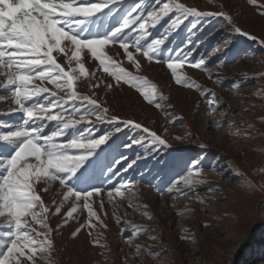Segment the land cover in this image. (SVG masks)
<instances>
[{"label":"snow or ice","instance_id":"snow-or-ice-1","mask_svg":"<svg viewBox=\"0 0 264 264\" xmlns=\"http://www.w3.org/2000/svg\"><path fill=\"white\" fill-rule=\"evenodd\" d=\"M247 3L264 17V3ZM214 20L219 27L212 24ZM181 32L180 44L170 46L176 44L170 36H180ZM235 36L257 45L249 48L252 54L264 52V37L244 30L228 12L199 11L181 0H0V102L9 103L0 115L20 114L16 121H0V264H55L54 234H60L71 220L79 224L72 238L87 230L92 245L103 250L105 264H112L108 259L111 250L101 242L103 233L93 235L98 226L107 228L93 207L95 204L102 211L105 203L113 204L122 242L133 250L129 256L134 264H144L142 253L149 258L166 254L163 247L154 250L152 245L133 243L156 229L123 220L116 214L119 205L114 203L115 198L123 200L126 192H132V181L125 176L130 170L136 172L138 162L143 161L147 175L165 184L174 198L191 193L196 201L206 203L198 188L208 183L203 171L207 145L199 143L196 151L189 145L199 137L191 132L170 136L165 127L158 134L142 123L111 114L104 106L106 102L98 101L92 91L103 80L86 67V61L97 62L96 70L111 77L115 86L123 83L135 89L171 125L177 117L170 96L146 77L126 70L107 49L118 45L136 70L141 68L136 53L149 62L166 64L176 85L205 98L206 114L213 116V125L220 129L227 112L219 110L221 119L214 114L222 98L181 69L188 65L207 72L219 85L226 77L219 71L213 73L210 61L221 67L220 54L235 46ZM210 41H215L210 50L198 52ZM213 56L217 57L215 61ZM260 77L264 72L256 76L245 73L231 86H246L248 80ZM81 81L88 83L91 94L77 90ZM104 86L109 90L114 87L112 83ZM255 95L264 98L261 92ZM195 107L198 109L199 103ZM261 120L264 122V118ZM245 124L247 129L254 127L245 121L239 125L228 122L230 129H237L229 134L248 138L250 132L238 130ZM134 146L135 156L129 158L123 149ZM233 171L251 186L238 168ZM54 185L58 191L46 203L42 194L50 193ZM206 191L216 193L219 189L210 187ZM104 192L106 200L101 195ZM128 206L154 219L143 210L147 205L129 202ZM85 210L87 217L80 223L79 216ZM52 217L60 218L55 228L50 223ZM147 239L157 241L159 237L150 235ZM192 243L197 241L193 239ZM122 260L128 264L127 257Z\"/></svg>","mask_w":264,"mask_h":264},{"label":"rangeland","instance_id":"rangeland-1","mask_svg":"<svg viewBox=\"0 0 264 264\" xmlns=\"http://www.w3.org/2000/svg\"><path fill=\"white\" fill-rule=\"evenodd\" d=\"M181 2L196 7L199 11H226L244 30L264 37V17H260L255 8L248 5L247 0H181ZM259 2L264 3V0ZM220 5L223 6L222 9ZM212 24L219 27L217 20L212 21ZM183 35L181 32L180 36L176 34L170 36V40L176 41L175 45L170 46L179 45ZM233 42L235 45L233 48L220 54L223 61L221 67L217 68L210 61L213 73L219 71L226 77L219 85L215 79H209L207 72L192 69L188 65L181 69L204 87L212 88L218 97L222 98L217 102L218 111L214 114L216 119H221L219 110L227 112V116L222 120L223 127L220 129L213 125V116L206 114L208 105L205 98L200 97L195 90L176 85L166 64L149 62L136 53V58L141 64V68L136 70L118 45H109L107 49L108 54L120 61L126 70L146 77L155 83L161 92L170 96L169 102L175 106L173 115L177 117L171 125L166 123L161 111L155 109L153 105H148L135 89L123 83L115 86V81L111 77L102 70H96L97 62L86 61V67L90 71H96V76L103 80L101 86L92 91L96 93L98 101L106 102L104 106L110 108L111 114L121 119L142 123L158 134L162 133L165 127L168 128L170 136L191 132L199 137L195 144L189 145L196 151H199V143L207 145L205 150L207 159L203 171L208 183L198 188L200 196L207 201L204 204L196 201L191 193L188 196L174 198V195L167 191L165 184L147 175L143 161L138 162L139 168L136 172L130 170L126 174L125 179L132 181L133 188L132 192L125 193V199L115 198L114 203L119 205L115 209L116 214L123 220H131L156 229L154 232L141 235L133 243L152 245L154 250L161 247L166 249V254L159 258H149L142 253L140 258L144 264H264V187L261 186L264 184V172L261 171L264 169V122L261 120L264 118V98L255 95L257 92L264 94V77L250 79L246 86L235 89L231 86L232 81L242 80L245 73L256 76L264 72V52L252 54L249 48L255 49L257 45L243 37L235 36ZM214 43L215 41L208 42L198 49V52L210 50ZM211 59L215 61L217 57L213 56ZM108 83L114 85L110 90L104 86ZM77 90L80 93L91 94L86 81L79 82ZM197 103L198 109L195 107ZM8 107L9 103L0 102V111L6 112ZM244 109L248 111L243 112ZM19 115H0V121H16ZM168 119L171 120V116ZM208 119H212L210 123H207ZM231 121L237 125L241 121L253 124L252 129H247L246 124L238 129L241 133L250 132V136L242 138L230 135L231 131L237 130L229 128L228 122ZM123 151L129 158H134L137 149L134 146L133 149ZM234 167L251 182V186L246 185L244 179L235 174ZM107 187L108 185H105L106 189ZM210 187H218L219 191L208 193L206 190ZM57 191L58 187L54 185L50 193L42 194L45 202L50 203L51 196ZM101 195L107 199L106 192ZM129 202L147 205V209L143 210L149 211L154 219L149 220L140 215L138 211L128 206ZM93 207L107 225L106 229L98 226L93 235L103 233L101 242L107 243L111 250L108 259L112 264H123L122 258L127 257L128 264H134L133 258L129 256L133 250L122 242L120 227L113 216V204L105 203L102 211L95 204ZM86 217L85 210L84 214L79 216V222L83 223ZM59 220V217H52L50 223L55 228ZM205 223L210 226L204 227ZM77 227H79L77 221L71 220L60 229V234H54L55 264H105V257L101 255L103 250L92 245L87 230L82 229L76 238H72L71 234ZM185 229L188 230L187 233L184 232ZM150 235L158 236L159 240H148L147 237ZM181 235H187L188 238L181 240L179 238ZM193 239L197 243L193 244Z\"/></svg>","mask_w":264,"mask_h":264},{"label":"bare ground","instance_id":"bare-ground-1","mask_svg":"<svg viewBox=\"0 0 264 264\" xmlns=\"http://www.w3.org/2000/svg\"><path fill=\"white\" fill-rule=\"evenodd\" d=\"M212 119H208V122L207 123H210Z\"/></svg>","mask_w":264,"mask_h":264}]
</instances>
